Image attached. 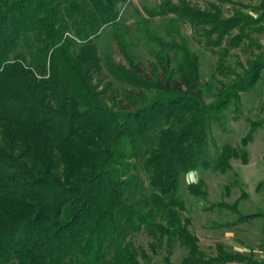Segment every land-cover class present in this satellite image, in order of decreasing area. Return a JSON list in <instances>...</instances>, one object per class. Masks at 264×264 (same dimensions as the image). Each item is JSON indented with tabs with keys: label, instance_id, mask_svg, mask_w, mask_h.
<instances>
[{
	"label": "trees",
	"instance_id": "16d2710c",
	"mask_svg": "<svg viewBox=\"0 0 264 264\" xmlns=\"http://www.w3.org/2000/svg\"><path fill=\"white\" fill-rule=\"evenodd\" d=\"M126 2L0 0V264H155L152 254L162 248L164 263L176 264L175 243L186 250L177 264H264L222 243L214 255L201 249L183 221L179 192L189 171L225 173L231 157L246 162L245 147L264 125L254 120L239 145L219 149L212 141L209 150L212 124L227 131L225 111L240 114V94L264 72V47L252 38L264 32V0L250 9L256 17L240 10L223 17L224 3L247 10L237 0L141 5L137 22L152 44L146 65L118 21L116 7ZM164 16H172L176 40L153 29L152 20ZM179 22L217 54L207 82ZM108 25L126 61H114L104 47L108 74L124 85L121 99L109 82L94 79L101 68L95 40ZM244 41L258 52L231 65L230 50ZM140 156L150 196L139 199L131 194L139 188L132 169ZM202 187L190 185L205 199ZM205 208L236 215L220 227L264 218V211L241 213L237 202ZM141 232L150 252L128 238Z\"/></svg>",
	"mask_w": 264,
	"mask_h": 264
},
{
	"label": "rangeland",
	"instance_id": "374dc122",
	"mask_svg": "<svg viewBox=\"0 0 264 264\" xmlns=\"http://www.w3.org/2000/svg\"><path fill=\"white\" fill-rule=\"evenodd\" d=\"M161 0H127L120 3L116 9L118 21L124 28L127 38L131 43L132 51L144 63L152 60V44L148 42L140 31L137 18L141 12V5L153 6ZM176 1V0H173ZM198 7H206L213 0H189ZM248 6L247 10L235 4H221L222 16L228 17L234 10L248 12L256 17L258 14L252 11L259 0H237ZM172 16L156 17L151 25L155 32L166 40H176L177 37L170 26ZM181 34L188 40L189 46L198 57L200 80L202 83L210 80V73L214 69L217 54L210 49L198 44L193 39V28L187 22H179ZM252 38L256 43L264 47V32L253 33ZM100 59V71L94 72V79L101 83H110V90L115 94L116 99L122 98L123 84L110 76L104 65V47L106 46L116 62L125 64L119 47L116 44L111 26H104L99 37L95 40ZM258 49L253 46L247 47V41L238 47L230 50L227 62L235 65L237 61L246 64V61L257 53ZM241 70L240 67H236ZM128 87V86H126ZM109 104L110 101L106 100ZM241 113L235 114L230 109L226 110L227 131H222L215 123L212 124L208 133V147L214 152L212 141L219 149L224 144L231 146L239 145L241 138L250 128L251 122L264 118V72L255 86L248 92L240 94ZM247 161L243 162L240 157H231L229 164L231 171L221 173L212 169H197L189 171L181 176L180 196L184 202L182 212L186 228L197 238L201 249L208 254H215V244L222 243L226 250L251 255L258 262L264 263V218H255L245 223L230 227H220V223L235 220L236 215L227 209L205 208L210 204L223 201L226 203L237 202L238 210L243 214H250L257 211H264V125L258 127L253 135L252 141L245 147ZM136 167L132 169L135 181L139 188L131 195L135 198L149 197L147 170L143 166V156L134 160ZM201 182L206 193L205 199L195 194L190 185ZM244 191L247 197H241ZM135 246H142L147 249L150 237L144 232L130 234L128 237ZM166 254L164 248L152 254V261L155 264H165L163 256ZM186 254V250L178 243L173 245L170 253V260L178 263ZM142 261V260H141ZM245 264V263H233Z\"/></svg>",
	"mask_w": 264,
	"mask_h": 264
},
{
	"label": "crops",
	"instance_id": "0c3cea01",
	"mask_svg": "<svg viewBox=\"0 0 264 264\" xmlns=\"http://www.w3.org/2000/svg\"><path fill=\"white\" fill-rule=\"evenodd\" d=\"M231 264H233V263H231Z\"/></svg>",
	"mask_w": 264,
	"mask_h": 264
}]
</instances>
